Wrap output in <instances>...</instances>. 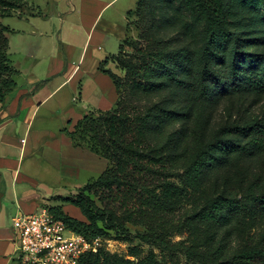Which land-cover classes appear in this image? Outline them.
I'll return each mask as SVG.
<instances>
[{
    "label": "rangeland",
    "instance_id": "1",
    "mask_svg": "<svg viewBox=\"0 0 264 264\" xmlns=\"http://www.w3.org/2000/svg\"><path fill=\"white\" fill-rule=\"evenodd\" d=\"M26 1L27 6L15 11L13 16L1 19L3 24L12 29L8 33V57L12 65L20 71L19 75L14 76L18 87L7 94L4 101H0L2 136L7 135L13 139L7 147L0 145V155L13 162V170H16V174L13 170L3 174L0 172V187L8 188V197L4 202L6 210L1 222L7 228L12 226L13 236L12 217L20 211H35L38 204L41 205L38 208L40 209L64 203V212L88 222L77 206L65 202L60 196L73 197L90 179H96L100 175L98 170L91 169H82L71 177L54 172L45 151L46 141L50 140L53 133L60 135L66 132L68 135L66 128H73L71 120L76 122L84 116L81 114L79 100L73 98L79 96L78 81L64 84L39 109L35 110V106L30 105L24 108L20 117L13 116L19 109L18 100L14 103L18 89H34L41 80L56 75L51 73L58 60L67 62L66 49L61 42V24L63 20L64 25H68L76 17V13L70 11L69 0ZM138 2L139 0H135L133 4H128L133 11L128 17L129 44L137 47L141 43L142 31L146 28L164 46L167 42L176 51L184 47L200 55L204 36L203 24L194 22L189 10L182 4L176 0L152 1L148 13L144 15L145 19L142 20L134 13ZM119 5L116 4L115 7ZM112 13L118 16L117 9L108 11L107 15ZM237 18L243 20V29L235 32V37L239 41H247L240 44L253 55V58H243L242 64L249 68L264 66V8L239 9ZM149 21L152 25H149ZM78 50H75V55L69 62L87 70L88 64H93L96 53L92 56L89 52L85 61L80 62L81 55ZM131 60L134 64L140 62L138 56L134 55ZM108 69L125 78L126 70L123 67L111 62L108 63ZM221 69L226 70V67L223 65ZM64 80V76L59 74L52 82L59 84ZM100 85L106 93L113 91L109 81L100 82ZM235 90L219 92L212 99L199 101L188 90L163 84L146 96L131 99L138 106L158 104L178 114L175 121L164 127L162 137L158 134L151 137L153 143L165 142L169 138H176L177 132L184 131L185 136L178 150L179 165L167 182L175 186L176 191L172 197H167L161 194V189L156 190L171 211L165 215L162 226L154 232L142 222L124 220L125 211L121 206L106 200L108 189L92 185L88 190L81 191V194L90 198L92 209L97 214L101 230L97 236L102 240L98 252L101 261L141 264L152 258V264H223L226 260H230L229 264H246L233 257L235 252L264 247V212L255 216L239 217L223 225L201 222L195 218L202 208L217 197L236 198L247 202L253 186L256 193H261L264 188V147L253 150V153L249 150L233 152L206 169L196 181L190 179L186 172L203 142H211L223 128L235 125L255 128L264 125V90ZM93 113L98 115L96 110ZM12 116L16 118L9 120ZM44 133L48 136H43ZM252 136L250 134L245 137L243 142L246 143ZM4 139L5 136L1 141L5 143ZM22 139L25 141L22 142ZM83 144L86 146V143ZM14 176L19 180L31 178L36 181V188L29 181H20L23 184L19 183L17 186L18 199H28L32 204H21V208H18L11 190ZM32 187L39 193V200L31 198L28 190ZM11 243L10 240L6 242L8 248L0 256V264H21L15 250L10 254L6 253L11 251ZM220 245L226 246L222 257L214 256ZM133 248H138L139 255L133 254Z\"/></svg>",
    "mask_w": 264,
    "mask_h": 264
},
{
    "label": "trees",
    "instance_id": "2",
    "mask_svg": "<svg viewBox=\"0 0 264 264\" xmlns=\"http://www.w3.org/2000/svg\"><path fill=\"white\" fill-rule=\"evenodd\" d=\"M152 1L139 0L134 13L144 20ZM176 1L189 10L194 22L203 24L200 55L184 47L177 49L178 55L171 44L165 42L164 46L146 28L142 31L141 43L137 47L129 44L127 36L119 53L100 65L117 89L119 98L116 106L106 111L98 110V115L86 114L76 123L73 131L66 130L76 145L85 146L83 143H86L85 147L110 162L109 168L96 180L82 187L78 194L73 197L60 196L65 202L77 206L88 222L70 216L61 205L49 207L70 228L87 237H98L101 231L90 198L80 193L92 185L108 189L106 200L121 206L125 211L124 220L142 222L153 232L162 226L165 215L171 211L156 190L161 189V194L167 197L175 194V186L167 182L179 165L178 150L185 136L184 131L177 132L176 138L153 143L152 135L162 137L164 127L175 121L178 114L158 104L138 106L131 101L132 98L146 96L163 84L188 90L199 101L212 99L217 93L231 89L264 90V66L249 68L242 64L243 58H253V55L240 44L247 41H239L235 37V32L243 29V20L237 18L239 9L260 10L264 8V0ZM27 5L26 0H0V101H4L6 95L18 87L14 76L20 74L8 57V33L12 29L3 24L1 19L13 16L15 11ZM132 13L129 10L127 17ZM149 25H152L150 21ZM127 30L130 31L129 22ZM131 55L138 56L140 62L134 64ZM109 60L126 70L125 78L110 69L104 70ZM223 65L226 70L221 69ZM250 134L253 136L244 143L243 139ZM263 147L264 125L255 128L239 125L223 128L211 142H203L187 168V175L196 181L206 169L233 152L249 150L253 153V150ZM247 199V202H243L236 198L217 197L202 208L195 218L201 222L223 225L239 217L264 212V188L261 193H256L253 186ZM225 247L220 245L214 256L222 257ZM131 251L134 255L140 252L138 248ZM98 252L84 255L79 264H113L107 260L101 261ZM233 257L246 264H261L264 262V247L240 250ZM151 259L141 264H152ZM229 263L230 260L223 262Z\"/></svg>",
    "mask_w": 264,
    "mask_h": 264
},
{
    "label": "crops",
    "instance_id": "3",
    "mask_svg": "<svg viewBox=\"0 0 264 264\" xmlns=\"http://www.w3.org/2000/svg\"><path fill=\"white\" fill-rule=\"evenodd\" d=\"M68 2L71 6L70 11L76 13V17L72 23L68 22V25H64L65 23L63 20L61 24V42L63 43V48L66 49L65 54L67 62L62 59L58 60L56 68L51 73L56 75L62 74L65 80L59 84H55L52 80L56 75L52 76L49 74L51 75L50 77L45 80H41L39 85L37 84L32 90L23 91L18 89L14 103L18 100L19 109L13 116L20 117L24 108L30 105L33 107L35 106V110L39 109L43 103L53 98L64 84L67 83L66 85H68V83H72L73 81L79 82V96L73 98L74 100H79L82 108L81 114L84 116L86 114L93 113L95 110L106 111L116 106L119 98L117 89L111 77L100 69V65L106 59L119 53L121 44L129 34L127 30V13L131 10L129 7L131 5L128 4H133L135 0H69ZM116 4L120 5L115 7ZM112 9H117V17L114 16L113 13L107 15V12ZM65 26H67L66 29ZM77 49H79L78 51L81 55L80 62L85 61V57L89 52L92 56L96 53V55H94L95 58L93 60V64H88L87 70H82L81 66H73V64L69 62L70 59L74 57V52ZM80 55L78 54L77 56ZM111 62L114 63L112 60L108 61V63ZM108 63L105 64L104 70L108 69ZM103 81H109L113 91L108 93L104 92L102 86L100 85V82L103 83ZM21 97L22 99H20ZM14 118L16 117L10 118L9 120H13ZM78 121L73 122L71 120V126L73 128L66 129L68 131H73ZM2 126L3 125H1V128ZM65 133L63 132L60 135H55L53 133L50 140L46 141L45 144L47 159L54 172L58 171L61 175L71 177L75 176L82 169H91L98 170L101 175L109 168L110 162L107 158L93 152L85 146L76 145L72 138ZM4 136L5 143L1 141ZM4 136H2L0 129V145H6L7 147L11 144L13 139L7 135ZM43 136H48V134L44 133ZM23 140L24 139H22V142ZM13 167V162H11L7 157L0 155V172L2 174L5 171H12ZM14 172L16 174V170ZM96 179L92 178L88 182ZM12 180V197L15 199L18 208H21V204H32L29 203L30 200L28 199H18L16 194L17 186L20 181H29V183H32L35 187L36 181L34 182L31 178L19 180L16 176L12 177ZM15 182L16 184L14 185ZM37 186H39V184H37ZM35 188L32 187L28 191H30V196H32L31 198L39 200L40 196ZM81 188H79V190ZM7 193L8 188L1 189L0 187V256L2 255V252H5V249L8 248V245L6 244L8 240L12 242L11 245L13 247L10 249V252L7 251L6 253L10 254L13 250H16V244L12 235V226L11 228H7L4 223L1 222V217H3L2 215L6 210L4 202L8 197ZM62 205H64V203L61 204V206ZM40 206L41 205L38 204L36 210ZM13 218L14 217L11 219L12 224Z\"/></svg>",
    "mask_w": 264,
    "mask_h": 264
},
{
    "label": "built area",
    "instance_id": "4",
    "mask_svg": "<svg viewBox=\"0 0 264 264\" xmlns=\"http://www.w3.org/2000/svg\"><path fill=\"white\" fill-rule=\"evenodd\" d=\"M13 228L21 264H79L84 255L97 253L102 242L74 231L47 206L19 212Z\"/></svg>",
    "mask_w": 264,
    "mask_h": 264
}]
</instances>
